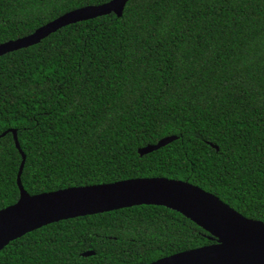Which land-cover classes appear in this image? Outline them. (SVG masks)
<instances>
[{"label":"trees","instance_id":"16d2710c","mask_svg":"<svg viewBox=\"0 0 264 264\" xmlns=\"http://www.w3.org/2000/svg\"><path fill=\"white\" fill-rule=\"evenodd\" d=\"M109 1L0 0V45ZM13 129L30 195L167 177L264 221V0H129L0 56V135ZM22 160L0 137V210L21 197ZM215 241L143 204L31 231L0 264H148Z\"/></svg>","mask_w":264,"mask_h":264},{"label":"water","instance_id":"95a60500","mask_svg":"<svg viewBox=\"0 0 264 264\" xmlns=\"http://www.w3.org/2000/svg\"><path fill=\"white\" fill-rule=\"evenodd\" d=\"M129 0H111L70 11L45 24L34 33L0 45V56L39 43L58 29L78 21L116 12L122 15ZM14 135L23 160L18 174L21 197L0 210V251L11 241L54 222L110 212L137 205H161L176 210L208 231L212 244L179 252L148 264H264V221L249 218L215 194L188 181L167 177L132 178L113 183L75 186L35 195L22 184L26 155L16 129ZM177 139L170 136L157 144L140 148L141 155ZM94 250L85 251L91 256Z\"/></svg>","mask_w":264,"mask_h":264}]
</instances>
